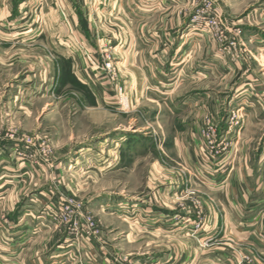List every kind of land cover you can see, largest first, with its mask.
<instances>
[{
    "label": "rangeland",
    "instance_id": "374dc122",
    "mask_svg": "<svg viewBox=\"0 0 264 264\" xmlns=\"http://www.w3.org/2000/svg\"><path fill=\"white\" fill-rule=\"evenodd\" d=\"M12 1L11 8L21 10L16 15L19 24H27L30 30L45 29V17L68 18L67 26L74 29L70 25L73 24L71 16H65L70 9L71 15L77 16L81 29L89 34L88 43L79 39L76 33L72 39L82 52L89 76L87 81L106 88L107 92L112 91L109 96L113 100L100 108L95 107L97 104L91 101L89 90L77 85L67 68L58 63L53 81L59 86L54 89L56 93L52 100L32 103L11 100V95L16 93V84L30 72L29 64L14 63L13 59L21 51L28 52V58L34 55H31L32 50L19 49L0 58V141L21 144L12 150L9 145L11 151L7 157L0 151V159L5 158L2 166L12 167L15 173L20 164V174H25V177H14L22 182L7 183L8 191L20 185L17 202L22 206L31 203L30 193L48 189L53 220L79 241L86 240L87 246L93 243L108 252L115 264H125L124 261L136 264L137 257L172 253L181 249L180 245L190 250L193 245H187V238L193 240L192 236L158 239L153 234L137 232L135 237L131 235L132 229L118 217L130 216L129 211L137 206L154 211L170 207L184 210V206L188 212L176 213L171 216L172 220L178 222L181 216L186 217L182 220L184 230L193 229L197 233L204 227L206 207L215 205L218 197L198 187L190 173L207 178L221 174L216 183L222 186L225 181H221V176L231 171L229 166L225 169V159H239L243 153L236 142L249 143L247 153L251 165V161L260 156L264 147V17H254L252 13L257 8L264 10L263 0H154L153 4L152 0H135L136 5L132 0H124L121 3L123 11L129 10L132 17H156L149 20L147 26L155 27L162 22L161 17H167L166 28L171 38L169 36L165 46L170 48L183 42L186 52L193 39L204 49V55L199 53V57L212 56L210 54L216 51L212 59L217 58L218 61H214L224 76L221 77L219 72L207 84L181 88L184 95L207 92L213 97L206 103L208 107L213 106V110L198 115V121L195 115L188 113L189 106L186 105L182 110L185 112L180 111L181 118H178L176 111L174 116L160 112V103L146 100L133 104L130 101L124 80L126 71L117 64V57L123 55L115 53V36L124 35L127 27L121 24V18H117L121 9L115 10L113 18L112 7L103 1L95 5L94 0H88L91 6L87 9L79 0ZM98 5L100 12L96 11ZM115 6L119 7L118 4ZM86 14L100 31L104 29L102 39H90ZM256 31L260 32L258 47L255 46ZM36 52L33 53L38 54ZM50 58L54 60L52 56ZM107 62L111 63L112 69L106 68ZM223 66L228 70L224 71ZM47 103L48 108L43 110ZM185 116L193 117L190 127L197 129L195 136L201 143L197 146L190 136V142L185 139L181 161L173 147L174 127ZM131 136L139 137L138 141L142 143L134 150L127 148ZM28 138L34 141L35 147L27 149L20 142ZM215 164L223 171H218ZM12 172L11 175H16ZM170 186L174 192L165 194L164 188ZM66 209L70 213L64 221L62 212ZM192 215L196 216L197 222L190 229L187 225L191 223L186 220ZM149 218H153V214ZM90 225L93 233L87 228ZM256 226L255 236L264 244V221ZM71 227L79 232L72 231ZM143 229L151 231L152 228L149 223H144ZM133 239L138 241L132 242ZM209 247L205 244L201 249L212 250V258L204 254L199 264H223V251L230 254L226 264H264V252L253 245L226 240L214 249ZM102 249L96 253H101ZM88 253L92 251L88 250Z\"/></svg>",
    "mask_w": 264,
    "mask_h": 264
},
{
    "label": "crops",
    "instance_id": "0c3cea01",
    "mask_svg": "<svg viewBox=\"0 0 264 264\" xmlns=\"http://www.w3.org/2000/svg\"><path fill=\"white\" fill-rule=\"evenodd\" d=\"M79 1L85 9H87V6H91L88 0ZM99 1H103L106 5L112 7V17L115 16V10H122H120L117 18H121L123 20L121 24L127 27L124 35L115 36V45L117 44L115 53L123 55L122 58L117 57V64L126 71L124 75L125 85L128 97L133 104L145 103L146 100L160 103L158 105L160 112L174 116L173 112L176 111L177 115L175 117L178 116V118H181L180 114L185 112L182 111L183 105L189 106V108L187 107L190 111L188 113L195 115V119L201 113L213 110V106L208 107L206 105L213 98L207 92L184 95L181 88L184 85L207 84V82L214 80V75L219 72L221 77L224 76L217 65L218 63L214 61L217 58L212 59L217 54L216 51L210 54L212 56L199 57L201 54L204 55V49H201L196 41L193 42V39L192 46L186 52L184 51L183 42H178V45L175 44L169 48L165 46L170 36L168 28H166L168 26L166 25L168 24L167 17H161L162 22L157 23L155 27H151L147 26V22L156 17H132L129 10L124 12L121 7L124 0H94L95 5ZM12 2V0H0V58L3 59L4 56L19 49L32 50L31 55L34 56L28 58V52L25 51V55L21 51L13 59L14 63L29 64L30 72L27 78L23 77L21 82L16 84V93L14 92L11 95V100H21L28 103L52 100L54 98L53 93H56L53 91L59 86V83L53 81L57 71L56 63L67 68L72 80L77 85L84 86L89 90L91 101L93 100L97 104L95 107L99 106L98 108H100L108 100H113L110 97L112 91L107 92L106 88H102L96 83L93 84V81H87L89 76L81 57L82 52L78 44L75 41L73 42L72 39L76 33V35H79V39L88 43L89 34L81 29L77 16H72L70 9H67L65 16H71L70 21L73 24L70 25L76 30L75 32L74 29L67 26L66 22L68 23L69 20L68 18L64 20V17H45L44 24L47 26L45 29L30 30L27 29V24H19L21 22L16 15L21 10L19 12L18 7L13 10L11 8ZM150 2L153 4L154 0ZM117 4L120 8L115 6ZM132 4L136 5V1L132 0ZM127 5H130V3L128 2ZM100 10L98 5L96 11L100 12ZM150 11L151 9L148 10L149 13ZM252 16L263 18L264 10L257 8ZM86 18L92 35L90 39L92 37L102 39L104 29L100 31L98 25L93 23L88 14H86ZM121 24L118 25L121 26ZM23 26L26 27L22 28ZM257 31L255 37L256 47L260 44V32ZM103 41L106 40H101V42ZM186 54H189V58L185 62ZM50 56L54 60H51ZM198 58H201V60ZM222 69L224 71L228 70L224 66ZM172 87L173 89L169 91ZM161 89L165 90L161 91ZM169 101L170 103H168ZM48 105L47 103L43 110H46ZM26 115L30 116V112H27ZM190 116H185L179 121V125L174 127L176 138L173 147L178 156L180 155L179 159L181 161L185 139L186 142H190L192 138L197 146L201 143L195 136L197 129L190 127V123L193 122V117ZM138 138L137 136H131L127 148L134 150L137 145H142ZM236 143L240 145V150L243 153L239 159L231 157L225 159L223 163L225 169L229 166L231 171L221 176V181H225L222 186L216 183L219 181L218 177L221 174L207 178L196 173H190V178L197 183L198 187L207 190V193L214 197H218L215 205L212 204L206 207L207 217L204 221V227L198 230L197 233H194L191 229L193 224L197 222L195 215L186 220L191 223L187 225L190 226L191 230H184L182 220L186 217L181 216L178 222L172 220L173 215L176 213L177 215L180 213L183 215L185 211L188 212L184 206L182 207L184 210L170 207V209L166 208L160 211L137 206L133 208V211H129L130 216L128 217L123 216L121 218L118 215V219L132 229L133 233L131 235L135 237L137 232H144L153 234L158 239H161V237L165 239L170 237L186 239L187 236L193 238V240L187 238L189 242L187 245H193L190 250L189 248L186 250L183 245H180L182 246L181 249L179 248L177 251L175 249L172 253L137 257L136 264H199L204 254L210 255V259L212 258V250L201 249V246L208 244L214 249V246L219 242L226 240L253 245L264 252V244L258 241L255 236L256 223L264 221V147L261 149L260 156L251 161L253 163L251 165L247 153L249 143L244 141ZM9 145L11 149L12 147L18 148L21 144L1 140L0 151H3L6 157L12 150L9 151ZM3 162H5V158L0 159V264H115V261L110 259L108 252H104L102 248H98L93 243H89L87 246L86 240L81 239L79 241L78 238L73 236L74 234L70 233L69 230L62 229L61 225L53 220V207L49 202L50 193L48 189L30 193L32 196L31 203L20 206L17 202V196L20 193V189L17 188L20 185H16L8 191L7 184L14 181L16 183L22 182L20 179H15L22 176L20 174V164L15 173L12 172V167L2 166ZM215 165L218 167V171H223L220 170L221 166L219 164ZM10 171L16 175H11ZM22 177H25V174ZM177 188L179 187L177 186ZM164 192L165 194L174 192L173 186L165 187ZM172 196L177 197V194L172 193ZM165 197L170 196L165 195ZM192 213H195V211ZM150 214H153V218H149ZM144 223L150 224L151 231L143 229ZM136 241L138 240L133 239L132 242ZM98 249H102L101 253H96ZM88 250L92 253H88ZM226 257L229 258L230 254L223 251L221 255L223 264H226ZM124 263L127 264V261H124Z\"/></svg>",
    "mask_w": 264,
    "mask_h": 264
},
{
    "label": "built area",
    "instance_id": "2783aa9c",
    "mask_svg": "<svg viewBox=\"0 0 264 264\" xmlns=\"http://www.w3.org/2000/svg\"><path fill=\"white\" fill-rule=\"evenodd\" d=\"M106 68L107 69H112V67H111V63L110 62H107V65H106ZM22 141V143H24L25 144V146H27L26 148L27 149H30V148H32V147H35V145H34V141L33 140H31V139H24V140H20V142ZM18 143V142H17ZM1 154V153H0ZM69 213H70V211H69V209H66L64 212H62V216L64 217V221L66 220H68V215H69ZM87 228H88V230L90 231H87V234H88V232L89 233H93V228H92V226L90 225V226H87ZM71 230L72 231H74V230H76L77 232H79V230H77L76 228H74V227H71ZM76 231H74V232H76ZM128 262V261H127Z\"/></svg>",
    "mask_w": 264,
    "mask_h": 264
}]
</instances>
